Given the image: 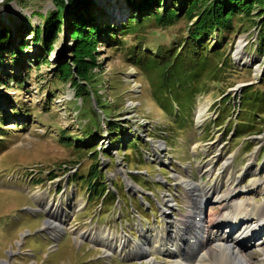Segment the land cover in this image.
I'll use <instances>...</instances> for the list:
<instances>
[{
  "label": "rangeland",
  "instance_id": "rangeland-1",
  "mask_svg": "<svg viewBox=\"0 0 264 264\" xmlns=\"http://www.w3.org/2000/svg\"><path fill=\"white\" fill-rule=\"evenodd\" d=\"M126 1L91 0L88 28L110 27L119 44L112 46L102 36L93 40L95 67L85 81H77L85 89L81 93V87L76 90L69 80L64 82L56 76L57 64L66 62L75 77L71 53L74 41L68 35V18L55 34L51 51L39 54L41 47L33 41L34 30L42 29L44 19L55 11V4L51 0H0V31L7 29L10 39L9 48L0 49V96H8L17 107L15 111L5 103L0 106L6 114H1L0 126V264H145L143 256L126 255L129 244L122 252L123 258L114 251L108 258L98 240L124 234L145 248L147 242L138 230L139 225L148 235V227H162L165 220L179 218V213L186 212L179 184L182 179L189 175L192 183H206L210 175L200 174L203 166L214 162V175L227 157L233 158L230 172L236 177L241 173L239 182L234 184L239 190H233L232 193L238 192L231 202L246 197L264 202L263 187L258 182L251 184L253 179L264 183V115L245 113L252 128L240 134L243 113L238 110V96L243 89L264 92L262 23L255 26L250 19L240 16L233 20L234 29L226 34L224 52L236 70L231 69L219 83L207 81L204 90L194 97L191 114L181 107L184 119L192 124L178 130L173 122L175 117L165 114L152 99L149 77L153 75L147 77L130 59L133 48L139 46L152 56L163 48H178L190 24L181 11L180 20L173 26L162 28L148 22L135 33L121 35L117 29L123 28L128 17L137 15ZM161 1L156 8L158 13L172 3L175 8L180 6V0ZM257 14L259 10L253 9V18ZM258 21H264V16ZM211 39L210 43L218 40ZM239 45L242 62L235 57ZM39 55V61L34 62ZM19 77L20 85L14 82ZM228 97L230 100L224 104ZM1 100L3 103L4 99ZM197 107L203 110V118L198 122L194 118ZM108 122L121 126L122 135L118 129V134H110ZM90 132L95 138L88 137ZM158 160L166 164H159ZM94 181L101 183L99 191L105 186L106 200L97 197L98 187H90ZM201 186L206 189L205 184ZM244 186L249 188L243 191L247 196L238 194ZM256 186L258 189L253 190ZM38 194L41 201L35 200ZM47 200L55 207L48 210ZM162 202L172 207L176 204L170 215L162 214ZM66 204L74 205L75 212L62 223L64 230L52 239L53 232L46 225L69 213L65 212ZM199 205L205 219L209 213L220 210L219 203L200 201ZM242 216L238 214L235 219L242 221ZM240 224L243 228L230 240H245L253 231L252 238L254 233L264 230L260 219ZM246 225L251 226L250 232L244 231ZM95 228L98 235H76ZM101 229L104 232L100 234ZM200 236L204 242L206 238ZM263 237L257 236L250 247L248 242L242 245V252L252 261L259 255L253 246ZM149 257L160 262L165 259L164 254Z\"/></svg>",
  "mask_w": 264,
  "mask_h": 264
},
{
  "label": "trees",
  "instance_id": "trees-1",
  "mask_svg": "<svg viewBox=\"0 0 264 264\" xmlns=\"http://www.w3.org/2000/svg\"><path fill=\"white\" fill-rule=\"evenodd\" d=\"M51 1L55 4L56 9L44 19L41 30L38 27L35 28L33 41L40 44L39 54L42 51L47 54L51 51L55 34L60 31L61 26L64 25L63 21H67L68 18V35L72 42L74 41L71 53L73 55L72 66L76 69L75 77L72 75L74 71H71V65L66 62L57 64L56 76L64 82L69 80L71 86L76 90L81 87V93H83L85 89L77 81H85L90 70L95 67L91 43L98 36H102L108 41V44L115 46L119 44L118 37L114 32H110V27L100 29L97 26H91L88 28L87 16L91 0ZM126 2L132 11L137 12V15L128 17L123 28L117 29L121 35L135 33L137 29H141L148 22H154L162 28L173 26L180 20L181 11L184 13V19L190 24L186 36L181 40V45L178 48L175 49L174 46L163 48L157 50L156 54L152 56L144 53L139 46V48H133L130 59L135 68L143 71L146 75H153L152 78L147 75L151 84L152 99L165 114L175 117L173 122L179 127L178 130L185 129L186 125L189 127L192 124L191 120L184 119L181 107L189 109L191 114L194 97L204 90L207 81L219 83L227 77L229 72L236 70L230 57L224 52L227 45L226 34H230L234 29L233 20L240 16L250 19L255 26L262 23L260 24V29H262L260 45L264 44V21H258L264 16V0H180V6L178 5L177 8L173 7L172 3V6L162 7L160 13L156 8L160 3L162 4L161 0H127ZM255 8L260 12L255 16L256 19L252 15V10ZM193 19L195 21L192 22ZM113 30L115 31V29ZM8 37L7 29L0 31V49L9 48L10 39ZM215 37L218 40L210 43L211 38ZM35 57L34 62L39 61L41 55ZM85 58L88 60L85 61ZM231 69L232 71H230ZM21 74L26 76V72ZM21 81V77L19 80H14L19 85ZM262 81L264 85V78ZM241 92L242 94L238 96V110L239 113H243L242 119L239 120V125L242 127L240 134H243L248 132L247 129L252 128L251 121L245 113L264 115V110H262L264 109V92L253 88H245ZM1 99H4L3 103ZM229 100V97L226 98L224 104ZM4 103L9 105L10 109L17 111V107L8 96H0V106ZM4 113V111H0V126L3 123L1 114L6 116ZM107 127L110 134L120 133L122 135L121 126L115 127L108 122ZM116 129L119 130L118 133ZM87 135L91 139L95 138L91 132ZM66 139L64 138V140ZM117 140L114 141L115 145ZM120 152L117 151L118 154ZM93 170L95 169L89 171L88 177L92 175ZM91 185L92 189L98 187V191L96 189L92 193L96 194L97 191V197L101 198L104 195L105 186L99 191L101 185L99 181H94Z\"/></svg>",
  "mask_w": 264,
  "mask_h": 264
},
{
  "label": "bare ground",
  "instance_id": "bare-ground-1",
  "mask_svg": "<svg viewBox=\"0 0 264 264\" xmlns=\"http://www.w3.org/2000/svg\"><path fill=\"white\" fill-rule=\"evenodd\" d=\"M240 48L241 47L239 45L235 54V57L238 59V61H240ZM245 63H247V61H245ZM202 116L203 110H198L197 107L194 117L195 121L198 122L197 120H201V118H203ZM232 163L233 158L227 157V159H225L222 163V166L219 169H216V173H213L214 175L211 174L213 172L211 169H213L212 166L214 162L206 163L203 166L204 171H202L200 174L205 176L207 175L206 177L210 175V177H208L206 183L202 180H200V182L206 185L207 190L201 186V183H197L199 180L195 183H192L193 178H189V175L186 176V179H182L179 184L182 186L183 195L186 200V212L184 214L179 213V218H172V221H166V223H169V225H162V227L153 226L147 228L148 235L144 234V228H139V232L143 233L147 242L145 248L141 247L135 240L130 241V239L124 234H122V236H103L98 241L100 243V247L106 249L105 256H111L109 253L114 251L115 253H118V257L123 258L124 255L122 252L125 248H128L127 245L129 244L130 248H128L129 251L126 253V255L129 254L135 258L138 256H143L145 258V264H264V237L262 240H260V242H257L256 245L253 246L257 251V254H259L256 260L257 262L252 261L251 257L245 255L242 252L244 251L242 245L244 246L248 242V247H250L252 242L254 243V241H257L255 239L257 236L264 235V230L254 233L255 236L252 238L251 236L253 235V231L248 236H245V240L244 238H233L230 240V237L235 235L241 228H243L242 224L240 223H247L250 220L258 219L264 222L262 220L264 218V202L257 203L254 200L253 202L252 200H249L248 197H246L243 201L231 202L236 196L235 194L238 192L232 193L233 190H239L238 186L234 184H236V181L239 182L238 179L241 176V173H239L238 178L236 177L237 175H233L230 172L229 166L232 165ZM253 182H258L260 185L259 187H263L264 190V183L261 180L253 179L251 184ZM221 185L227 186L228 188L226 187L227 189H219L218 187ZM244 187L245 188L243 189L241 187V192L238 194L247 196L248 194H243V191H247L249 188L246 186ZM252 189H258V186ZM216 192H218L220 195ZM231 193L232 196H230ZM206 195H209L208 199L205 198ZM211 196L212 198L210 199ZM35 200L41 201L42 198L38 194L35 196ZM200 201L202 204L205 202H210L212 204L219 203V212H211L205 219V217H203L202 210L200 212ZM234 201H236V199ZM172 202H174V200H172ZM161 204V211L163 214L168 213L171 211V209H173L171 205H166L164 202ZM66 205V211L63 208L62 209L69 213H66V215H64L61 219H53L54 215L52 213L50 215L53 220L48 221L46 227L48 226V228L51 230L50 232H53L50 235L52 239H56L58 237L57 234L61 233L65 228L63 225L64 222H66V220L72 216L70 213L75 212L73 210L74 205ZM228 205L231 208L227 207ZM45 206L49 210L53 204L51 201L47 200L45 202ZM174 206H176L175 203ZM54 207L55 206H53V208ZM238 214H243L241 218L242 221L235 219ZM237 221H240V223H236ZM250 228L251 226L246 225L244 231L250 232ZM96 231L97 229L95 228L90 229L89 232H80L76 235L83 236V234L88 235L91 233L98 235L99 233ZM102 232H104V230L101 229L100 234ZM199 236L206 238V240L203 242ZM213 236L216 237L213 238ZM208 238L210 242H207ZM153 254H164L163 258L165 259L161 262L156 261L154 257H149L153 256ZM1 264L7 263L3 262Z\"/></svg>",
  "mask_w": 264,
  "mask_h": 264
}]
</instances>
